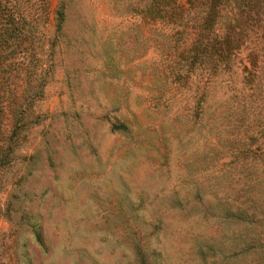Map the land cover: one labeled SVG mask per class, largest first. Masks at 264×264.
I'll use <instances>...</instances> for the list:
<instances>
[{
  "label": "rangeland",
  "instance_id": "374dc122",
  "mask_svg": "<svg viewBox=\"0 0 264 264\" xmlns=\"http://www.w3.org/2000/svg\"><path fill=\"white\" fill-rule=\"evenodd\" d=\"M0 264H264V0H0Z\"/></svg>",
  "mask_w": 264,
  "mask_h": 264
},
{
  "label": "trees",
  "instance_id": "16d2710c",
  "mask_svg": "<svg viewBox=\"0 0 264 264\" xmlns=\"http://www.w3.org/2000/svg\"><path fill=\"white\" fill-rule=\"evenodd\" d=\"M22 21L21 24L23 23V20H21L20 18H15L13 17L11 14H8L2 21V25L3 26H11L13 29H12V32H15L16 31V28H17V25L19 24L18 22ZM15 35V34H14Z\"/></svg>",
  "mask_w": 264,
  "mask_h": 264
}]
</instances>
